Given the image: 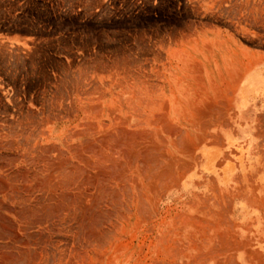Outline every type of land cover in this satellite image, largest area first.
Masks as SVG:
<instances>
[{
    "label": "rangeland",
    "instance_id": "1",
    "mask_svg": "<svg viewBox=\"0 0 264 264\" xmlns=\"http://www.w3.org/2000/svg\"><path fill=\"white\" fill-rule=\"evenodd\" d=\"M199 63L203 68L195 69ZM197 70L202 86L194 81ZM194 85L196 91L203 88V95ZM156 96L171 101L169 116L185 137L187 123L178 119L193 118L195 105L206 109L207 102L215 108L246 106L250 98L256 105L261 97L264 101V0H0L2 157H36L38 144H61L57 136L73 127L67 120L78 112L79 99L86 105L106 100L107 110L132 100L142 112L140 104ZM56 118L64 119L54 124L59 131L43 138L41 132L53 126L48 121ZM178 137L167 145L179 142ZM146 204L145 214L138 213L128 229L114 222L116 229L102 247L90 249V264H141V254L144 264H152L156 245ZM63 235L58 238L66 240L49 249L46 264H65L73 238L66 231Z\"/></svg>",
    "mask_w": 264,
    "mask_h": 264
},
{
    "label": "bare ground",
    "instance_id": "2",
    "mask_svg": "<svg viewBox=\"0 0 264 264\" xmlns=\"http://www.w3.org/2000/svg\"><path fill=\"white\" fill-rule=\"evenodd\" d=\"M197 67L203 68L200 63L195 69ZM197 71H193L198 75L197 79H194L195 75H189L199 84V76H203L201 69ZM211 77L214 84L217 76L212 73ZM199 85L202 86V82ZM139 99L146 101L144 97ZM152 99L145 105L140 104L145 106L142 112L132 100L107 110L106 100L86 105L79 99L78 112L67 120L73 127L64 128L57 136L61 144H38L36 147L41 146V151L36 157L13 153L5 157L0 155V264H46L49 249L66 240L58 238H65L64 231L73 238V247L65 264H90V249L102 247L103 241L116 229L115 221L128 229L138 213L145 214L142 210L152 189L166 187L168 178L165 177L169 172L186 170L185 157L189 154L190 143L187 144V136L181 132L177 134L179 128L183 130L181 127L175 130L174 120L169 116L171 101L165 97ZM207 105L208 102L205 108L209 107ZM193 110V118L177 116L178 123L203 120L201 111L205 109L195 105ZM62 118L48 121L53 126L44 129L41 136L54 137L58 130L54 124L58 120L64 122ZM176 136L180 137L179 142L167 145ZM56 255L52 256L55 258Z\"/></svg>",
    "mask_w": 264,
    "mask_h": 264
},
{
    "label": "crops",
    "instance_id": "3",
    "mask_svg": "<svg viewBox=\"0 0 264 264\" xmlns=\"http://www.w3.org/2000/svg\"><path fill=\"white\" fill-rule=\"evenodd\" d=\"M262 99L206 108L203 120L184 124L186 170L169 172L147 198L152 264H264Z\"/></svg>",
    "mask_w": 264,
    "mask_h": 264
}]
</instances>
